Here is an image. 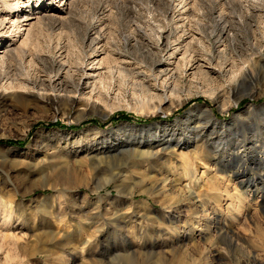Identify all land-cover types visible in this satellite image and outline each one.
Returning a JSON list of instances; mask_svg holds the SVG:
<instances>
[{
    "label": "rangeland",
    "instance_id": "rangeland-1",
    "mask_svg": "<svg viewBox=\"0 0 264 264\" xmlns=\"http://www.w3.org/2000/svg\"><path fill=\"white\" fill-rule=\"evenodd\" d=\"M36 1L0 0L11 49ZM42 3L0 69L26 86L0 101V264H264V0Z\"/></svg>",
    "mask_w": 264,
    "mask_h": 264
},
{
    "label": "bare ground",
    "instance_id": "bare-ground-1",
    "mask_svg": "<svg viewBox=\"0 0 264 264\" xmlns=\"http://www.w3.org/2000/svg\"><path fill=\"white\" fill-rule=\"evenodd\" d=\"M14 1H15V3H14V7L13 8L16 9L17 2H16V0H14ZM29 1H31V0H29ZM65 1H67V0H65ZM4 6H5V8L11 7V5H9V3H5ZM35 6H37V7H35ZM35 6L34 7H31L30 6L32 13L30 15L28 13H25L24 16H23V20L22 21H19L18 22V25H16L17 24V21L16 20H13L12 23H11V27H9V28H11V30H9V32H11V34L14 32L13 33L14 34V37L15 36L17 37L18 35L24 36V40L21 42V44L19 45V47H17V49H15V50L14 49H11V46H12L11 44L12 43H11V39L9 40L10 35L7 36V37H4V36L0 37V51H2V52H0V53H2V55L0 56V69L3 68L4 64L6 63V61L11 56L12 53L13 54L14 53H17V54H19L21 56H23V54L25 53L23 47L24 46H27V45H29L31 43V40H30V29H29L31 27V24L29 22L32 21V20L41 21L42 20V17L40 15L43 14V13L50 14V13L57 12V9H55L51 4H43V5H41L40 4V0H37L36 1V5ZM42 16L44 17V15H42ZM21 22H23L24 25H19V24H21ZM27 26H28V29H21V27H27ZM15 29H16V31H15ZM21 31L26 32V34L25 35L24 34L21 35L20 34ZM226 31H228V30H226ZM9 32H8V34H9ZM3 37H4V39H2ZM164 40L165 41L162 40V42L160 43L161 37L160 36L157 37V41L154 44V50H155L156 53L162 54V53H165L168 50L169 45H170L169 44V41L166 38H164ZM8 43H9V45H7ZM176 50H177V48L175 49V51ZM167 54H168V52H167ZM184 54L186 55L187 52H185ZM168 57H173L174 58L175 55H174V53H171V54L168 55ZM169 61L170 60H167V62H169ZM140 64L145 65L146 62L141 60L140 61ZM163 64L164 63L162 62V60L159 59V60H156L155 62L151 63L150 65H145L144 68L148 69L150 73H153L155 75L157 74V76H160V75H163L164 76V75H166V71L167 70L166 69L165 70L163 69V66H165ZM83 73H85V68L83 70ZM18 89L19 90H25L26 89L25 84L23 82L16 83L14 79H10V77H7L6 76V73H4L0 77V101L5 100L7 98H13V97H15V95L17 93H19V92H13V91L14 90H18ZM167 146H169V145H167ZM263 155H264V152H261L260 153V159L259 160L262 161V162H263V159H262L263 158ZM242 175H244V174L242 173ZM2 209H3V207L0 205V210H2ZM19 250H20V256H23L26 253L25 252V249L23 247H21L20 249H18V251ZM18 258H20V257H18ZM20 259H22V258H20ZM19 262H20V260H19ZM21 264H23V263L21 262Z\"/></svg>",
    "mask_w": 264,
    "mask_h": 264
}]
</instances>
